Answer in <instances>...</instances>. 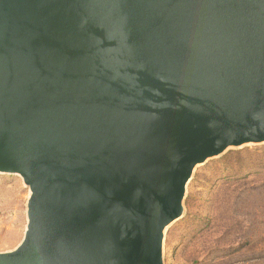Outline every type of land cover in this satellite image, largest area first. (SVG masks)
<instances>
[{
  "label": "water",
  "instance_id": "water-1",
  "mask_svg": "<svg viewBox=\"0 0 264 264\" xmlns=\"http://www.w3.org/2000/svg\"><path fill=\"white\" fill-rule=\"evenodd\" d=\"M264 143V0H0V264H163L197 165Z\"/></svg>",
  "mask_w": 264,
  "mask_h": 264
},
{
  "label": "rangeland",
  "instance_id": "rangeland-1",
  "mask_svg": "<svg viewBox=\"0 0 264 264\" xmlns=\"http://www.w3.org/2000/svg\"><path fill=\"white\" fill-rule=\"evenodd\" d=\"M28 196L19 176L0 174V253L23 239ZM162 255L163 264H264V143L228 148L194 168Z\"/></svg>",
  "mask_w": 264,
  "mask_h": 264
}]
</instances>
